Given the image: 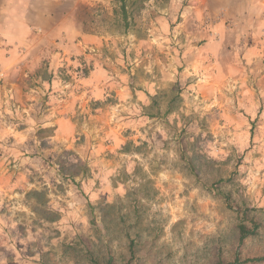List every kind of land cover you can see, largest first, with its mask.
Returning <instances> with one entry per match:
<instances>
[{"label": "rangeland", "instance_id": "obj_1", "mask_svg": "<svg viewBox=\"0 0 264 264\" xmlns=\"http://www.w3.org/2000/svg\"><path fill=\"white\" fill-rule=\"evenodd\" d=\"M252 2L0 5V264H264Z\"/></svg>", "mask_w": 264, "mask_h": 264}, {"label": "trees", "instance_id": "obj_2", "mask_svg": "<svg viewBox=\"0 0 264 264\" xmlns=\"http://www.w3.org/2000/svg\"><path fill=\"white\" fill-rule=\"evenodd\" d=\"M121 3L120 11H117L116 14L120 16V19L128 23L130 13L127 10V4L126 0H119ZM126 31L128 28V25L125 26ZM240 233H241V240H244L246 237L250 235V230H248L247 226L240 225ZM133 246V243L131 244ZM133 250V248H132ZM133 254V253H132ZM247 262H262L264 261V258H255L251 260H246ZM88 264H115V257L113 255L109 256H97L95 257L94 254L89 255V263ZM218 264H224V263H218ZM231 264V263H229Z\"/></svg>", "mask_w": 264, "mask_h": 264}, {"label": "crops", "instance_id": "obj_3", "mask_svg": "<svg viewBox=\"0 0 264 264\" xmlns=\"http://www.w3.org/2000/svg\"><path fill=\"white\" fill-rule=\"evenodd\" d=\"M7 1H9L8 6L5 7L7 13L16 16L22 14L21 10L24 6L25 0H0V5L3 7V10L4 5H7ZM252 6L255 8L260 7L257 12V15L259 13L264 14V0H253Z\"/></svg>", "mask_w": 264, "mask_h": 264}]
</instances>
